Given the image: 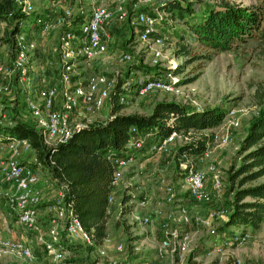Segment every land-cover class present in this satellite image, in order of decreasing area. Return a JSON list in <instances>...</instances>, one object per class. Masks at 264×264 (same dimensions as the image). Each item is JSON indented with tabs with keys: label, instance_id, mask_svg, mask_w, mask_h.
<instances>
[{
	"label": "trees",
	"instance_id": "1",
	"mask_svg": "<svg viewBox=\"0 0 264 264\" xmlns=\"http://www.w3.org/2000/svg\"><path fill=\"white\" fill-rule=\"evenodd\" d=\"M160 1L159 7L168 11L169 15L158 17L156 14L157 21H163L175 29L178 35V55L189 54L192 51L191 44L197 42L211 49L193 55L211 59L215 52L238 47L264 31V2L239 3L220 0L208 5L198 15L199 8L191 0ZM141 10L151 12L146 8ZM139 11H130L126 19H131ZM42 15L43 13L36 10L22 12L15 0H0V21L12 23V28L5 27L2 39L10 45L13 56L16 34L24 31L25 20L31 17V27L41 28L38 18ZM168 16L173 20L179 19L183 26L177 27L175 23H169ZM82 18L79 11L73 20L75 25ZM116 18L118 17L113 19ZM136 67L145 69L150 78L163 77L165 71L177 73L183 68L182 64L161 69L159 66L142 63ZM132 72L128 70L125 76L120 75L115 81L109 98L110 114L106 119H94L93 122L77 128L67 141L58 145L51 146L43 141L35 120L30 122L17 115L18 118L14 117L13 124L0 126L2 142L27 138L31 143L37 161L22 163L32 166L43 164L58 185L67 184L65 199L71 203L84 229L89 233L92 243L88 246L91 250L97 249L108 235L109 197L116 170L110 152L126 155L132 127H137L139 132L153 128L156 138L178 132L185 139L175 150L176 162L179 166L182 162L194 166L197 158L216 140L215 128L222 124L230 110L223 104L199 105L177 98H164L157 101L149 113L125 112L123 108L126 105L122 101L124 93L133 92L142 82L137 78L132 80L135 76ZM255 94L259 103L264 101L263 90L257 89ZM238 157L240 161H237ZM228 179V193L232 194V199L230 212L223 226L225 229L228 226L242 225L259 227L264 222V105H261L259 113L251 119L248 130L240 141L236 159L228 171ZM134 199H138L137 196L125 192L121 208L123 214L132 211L134 204L131 200ZM131 241L132 238L128 237V244ZM66 247L74 249L69 243ZM129 247L132 251V244ZM196 255V251H192L183 260L176 259V263L201 264ZM96 261L94 259L90 264H95ZM210 264H218V260L214 259ZM225 264L235 262L229 258Z\"/></svg>",
	"mask_w": 264,
	"mask_h": 264
},
{
	"label": "rangeland",
	"instance_id": "2",
	"mask_svg": "<svg viewBox=\"0 0 264 264\" xmlns=\"http://www.w3.org/2000/svg\"><path fill=\"white\" fill-rule=\"evenodd\" d=\"M191 1L198 6V15H201L208 5L220 0ZM231 1L239 3L264 2V0ZM160 2V0H63L65 6L55 10L52 15H48L41 4L35 3L33 7L37 12L43 13L42 17L44 19L52 21H55L60 15L64 14L66 10L71 11L72 16L67 18L66 22L53 25L50 28L57 29L56 32L60 33V41L62 29L69 20H74L82 7L88 8L94 4L105 3L114 10L122 6L129 13L130 11H138L146 8L151 12L153 11V14H157L158 17H165L169 15V12L159 7L158 3ZM167 21L169 23H175L177 27L183 26V23L179 19L173 20L168 16ZM31 24V17H28L23 23L24 31L29 36L32 33V31L30 32ZM5 25L8 29L12 28V23L8 22ZM157 29L158 32L156 34H161L163 38L162 42H152V39H141L140 32H138V28L136 29L134 27L131 19H113L107 25L111 39L108 42L106 51L97 53L91 58L85 56L83 47L87 44L86 39L84 37H78L71 46L74 52L66 57V59H71L70 62L73 65V79L82 76L86 79L91 74L103 73L111 81L115 82L120 75L125 76V73L130 70L135 75L131 78L132 80L136 78L142 80L148 76L145 73V69L141 70L136 67L140 63L148 66H159L161 69L172 68L182 64L183 68L177 73L165 70L163 73V78L167 80L173 77L178 79L176 83L181 87L182 95H174L172 92L152 89L136 98V93L133 94L134 91L125 92L126 106L123 108V111L149 113L154 104L164 98H177L201 105L223 104L229 107V113L220 125V129L216 131V134L222 137L229 133L232 135V139L227 140L225 143L220 140H215L210 145L209 151L207 150L208 153H204L201 157L202 161L207 162L208 169L210 165H215L218 169V173L222 179V187L219 189L221 193V200L219 201L221 206L220 210L225 211V209L229 208L230 200L232 199V194L228 193L230 183L228 179L229 168L236 159L240 141L246 134L245 132L248 130L251 119L259 113L261 105H264V101L258 102V97L255 94L257 89H260V91L263 90L264 93V31L238 47L219 50L213 54L211 59H206L204 57L194 56L193 54L205 53L211 48L194 42L191 44L192 51L189 54L178 55L176 52L178 35L175 29L163 21L160 22V20L157 21ZM8 46L10 48L9 44ZM130 51L132 58L130 60H122V54ZM77 72L80 74L78 76L74 75ZM12 107L15 108L16 114L11 113L7 116L5 118L6 123H10L9 121L14 119V117L18 118L17 115L20 114V109L25 107V103L18 100L12 104ZM110 108L111 103L107 97L101 106V111H103L106 117L110 114ZM30 117L31 119L22 116V118L31 122V120H34L32 113ZM95 118L100 119V117ZM184 139L182 135H179L173 142L167 145V148L155 153H151L146 148L145 152L148 156L146 160L143 159L144 161H140L143 162L144 173L147 172L150 174V181L152 183L156 182L159 188L158 195L151 202L156 204L159 200L164 205L168 204V211H171L178 205H185L192 216V222L185 226L191 232L192 236L190 247L184 252V256L181 257L179 253H174L173 255H170V253H158L157 246L164 237L165 232L163 230H154L155 232L147 230L149 226L152 227L149 225L152 220L143 224L142 227L137 228V223L140 221L134 218V222H129V218L122 219L124 226H122L121 233H119V225L112 232V237L116 235V238L113 239L114 242L123 240L127 247L133 242L138 244L140 251L135 254L139 258L138 261L140 262L146 259L151 264H177L176 259L183 260L192 251H196V258L201 261V264H210L214 259L218 260V264H225L229 258H232L239 264L263 263L264 222L257 228L252 226H248L247 228L242 225L241 227L228 226L225 229L223 223L210 226L205 223V219L203 221L201 220L202 214L198 208L212 203L213 197L212 193L209 192L211 195L210 200L198 201L188 195L185 174L182 172L184 169L181 168V164L179 166L175 159L176 144L184 141ZM224 146H229V150L225 156L217 157L218 152ZM238 160L240 161L239 157L237 158ZM210 171L212 170L209 169ZM169 185H172L176 192V195L170 201V194L167 192V186ZM171 225L180 226L176 223ZM132 227H136L134 228L135 230ZM138 233H141L142 237H138L140 236ZM216 234L217 238L215 237ZM243 235H246V237L243 238ZM62 237L65 241L69 239L64 231H62ZM128 237L132 238V243L130 244H128ZM125 238H127V241H125ZM74 241L72 244L74 249H68L65 253L67 255V263L90 264L94 259H98L97 249L91 250L88 244L82 239L76 238ZM106 258L115 260L125 259L123 257L109 256ZM0 260V264H27L26 262L12 258H2ZM164 261L166 263H163Z\"/></svg>",
	"mask_w": 264,
	"mask_h": 264
},
{
	"label": "built area",
	"instance_id": "3",
	"mask_svg": "<svg viewBox=\"0 0 264 264\" xmlns=\"http://www.w3.org/2000/svg\"><path fill=\"white\" fill-rule=\"evenodd\" d=\"M15 1L22 12L35 11L30 0ZM80 13L83 15V18L76 25L73 20H69L60 36L57 50L64 53V56L74 52L71 46L78 37H84L87 41V44L83 47L86 57L91 58L97 53L106 51L108 42L111 39V34L107 30V23L115 16L120 20L128 17V12L124 7L120 6L114 10L105 3L94 4L90 8L82 7ZM71 16V11L66 10L55 21L46 20L42 16H39L38 22L41 24V28L48 30L53 25L66 22L67 18ZM131 22L136 29L138 28L141 39H152V42L163 41L161 34H156L158 32L157 17L152 12L140 10L131 18ZM15 44L12 63L3 62L0 58V76L2 78L15 74H18L20 78L27 76L30 62L35 54L36 43L33 38L28 36L27 32L22 31L16 34ZM131 58V52H125L121 56L122 60H130ZM70 60L67 59L63 62L59 70L57 84L47 89L41 102H37L32 97L27 99L29 110L34 116L36 127L40 131L43 141L51 146L67 141L77 128L93 122L94 117L92 114L101 109L105 98H110L115 83L103 73L89 75L84 83L75 81L72 73L73 65ZM176 81H178L176 77L170 80L163 77H146L142 79L140 86L134 90L133 94L136 93L135 97L137 98L152 89H157L172 92L174 95H182L181 87L178 86ZM7 88V84L0 86V90ZM59 93L61 95V104L59 107H55L56 97ZM122 101L125 102V97H122ZM81 108L87 112L83 119L78 118L76 115V112ZM4 116L5 114L0 109V125L5 122ZM9 122V124H12L11 120ZM150 135H154L153 128L139 132L137 127L133 126L128 140L126 155L120 156L113 151L110 152V157L116 164V170L111 181L113 190L109 197L110 203L114 200V189L122 175V168L137 161L135 150L142 149L145 146L147 136ZM179 135L178 132L174 131L166 137L156 138L147 145V149L151 153L164 150ZM231 139L232 135L229 133L222 137L216 134V140H220L223 143ZM9 142L12 147H15L18 143L26 147L31 146L27 138H14ZM181 166L184 169L182 172L185 174L190 196L198 201L210 200L211 195L206 190L208 170L198 167L197 164L188 166L186 162H182ZM209 169L214 173V186L220 189L222 187V179L217 167L210 165ZM0 171L4 180L13 185L12 188H0V200L5 199L7 201L24 227L37 229L38 208L43 201L40 191L36 188V185L40 181V173L37 172L34 166L13 158L8 159L6 163L2 164ZM66 189V183L59 185L57 198L49 203L50 208L54 211L50 220V227L46 231H39L37 234V240L42 243L46 252L51 255V260H54L41 264H70L66 262L67 255L65 254L69 249L66 247L68 241L63 240L62 231H65L70 239L79 238L87 244L92 243L89 233L84 229L71 203L65 199ZM167 192L170 194L169 200H172L176 195L172 185L167 186ZM147 202L148 197L145 194L138 200V203L142 205ZM213 217L214 213L210 215V218ZM134 219L143 223L150 221L149 216L139 213L134 215ZM204 221L208 222V220ZM191 222L192 216L185 205H178L171 211H168L166 220L163 222L165 234L157 246L158 253H170V255L179 253L183 257L184 252L190 247L192 236L185 226ZM173 223L180 226H172L171 224ZM246 235H243V238ZM105 240H107V237ZM103 243L97 247L98 259L95 264H135V262L136 264H151L146 259L140 262L127 259H107V250L103 246ZM116 248L121 251L127 248V245L121 242ZM132 251L135 253L139 252L140 246L133 242ZM2 258L17 259L27 264H38L36 262V254L30 244L20 238L5 236L3 230L0 228V259ZM234 262L235 264H239L236 261ZM261 264H264V262Z\"/></svg>",
	"mask_w": 264,
	"mask_h": 264
},
{
	"label": "crops",
	"instance_id": "4",
	"mask_svg": "<svg viewBox=\"0 0 264 264\" xmlns=\"http://www.w3.org/2000/svg\"><path fill=\"white\" fill-rule=\"evenodd\" d=\"M31 2L34 3L33 5H35V3H38L39 5L41 4L48 15H52L55 10H58L60 7L65 6L63 0H31ZM5 27V22L0 21V58L3 62L12 63L14 56L10 53V48L8 44L5 41L3 42L2 39L5 33ZM56 30V28H52L46 31L39 27H31L30 32L32 31V33L30 37L34 39L37 48L36 54L30 62V68L27 72V76H25L24 78H20L18 74L10 75L5 78H2V76H0V86H4L6 84L8 85L7 89L0 90V109L5 114L4 119L11 113H16V110L12 107V104H14L18 100L25 103V107L20 109V114L18 116H23L25 118L31 119V111L29 110L27 99L29 97H32L37 102H41L46 94L47 89L57 84L59 70L63 62L67 60V56H64V53L57 50L60 33L56 32ZM79 74L80 73L77 72L74 75L78 76ZM74 80L77 82L84 83L86 79H84V77L82 76L76 77ZM60 104L61 95L59 93L56 97L55 107H59ZM101 110L102 109H99L92 114L94 119H96L95 117H100V119L107 118ZM86 114L87 112L83 108L79 109L76 112L78 118H82ZM11 121V123L13 124V119ZM6 124L9 123L4 122L2 125ZM220 127L221 126L216 127L215 131H218ZM2 138L3 137L0 136V166L6 163V161L10 158L17 159L21 162L37 161L35 150L31 146L26 147L21 143H18L15 147H12L9 141L2 142ZM153 139H156L154 135L147 136L145 146L142 149L135 150V153L137 154V161L122 168V175L114 189V200L109 204L107 240H105L103 243V246L106 248L107 255L109 257H123L127 260L129 259L134 261L139 260V258L135 255L136 253L131 251V249H129L128 247L124 250L118 251L116 246L121 242H125L121 240L115 243L113 239L116 238V235L114 237L111 236L113 234V230L117 225H119L118 229L119 233H121L123 228L122 226H124V224L122 223V219L129 218V222H134V215L136 213H139L142 215L149 216L150 220H152L151 224H149L152 227L149 226V229L147 230H151L152 232L154 230H164L163 222L166 220L167 217L168 204L164 205V203L160 202L159 200L156 204L151 202L152 199L158 195L159 188L158 185H156V182L152 183L150 181V174H148L147 172L144 173L145 170L143 162H140L143 159L146 160L148 155L146 154L145 149L147 148V145H149V143L153 141ZM179 143L180 142L176 144L175 150ZM228 150L229 146H224L218 152V156H216H225ZM208 151H206L205 153H208ZM201 157L202 155L197 158V166L208 170L206 190L212 193L213 197L212 203L198 208L203 216H201V220H208V222L205 223L210 226H213L214 224H222L230 212V207L228 209H225V211L220 210L221 206L219 201L221 200V193L220 190L214 186V173H212L213 171L209 172L207 162L202 161ZM33 166L37 170V172L40 173L41 176L39 183L36 185V188H38V190L40 191L43 200L38 208V228L29 229L24 227L18 220L16 213L12 210V208L9 206L5 199L0 200V228L3 230L5 236L10 238H20L30 244L36 254L37 263L41 264L47 261L51 262L52 260L46 252L42 243L37 240V234L39 233V231H46L50 227V220L54 214V211L50 208L49 203L57 198L59 185L50 175L46 166H44L43 164H34ZM3 187L12 188L13 185L4 180L2 172L0 171V188ZM125 192L137 196L138 199L131 200V203L134 204L132 211L123 214L121 212V208L122 198ZM144 194L147 195L148 202L142 205L138 203V200ZM188 195L190 196L189 192ZM212 213H214V217L210 218V215ZM137 224V228H139L146 223L139 222ZM134 228L136 227H132V229ZM138 234H140V236L138 237H142L141 233ZM215 237L217 238V234ZM125 239V241H127V238ZM74 240L75 239H70L69 237L68 243L73 244L75 242ZM163 263H166V261H164Z\"/></svg>",
	"mask_w": 264,
	"mask_h": 264
}]
</instances>
